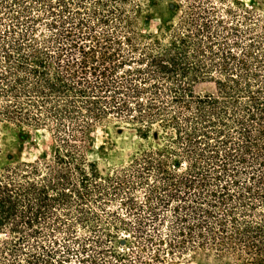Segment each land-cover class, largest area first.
I'll use <instances>...</instances> for the list:
<instances>
[{"label":"trees","instance_id":"trees-1","mask_svg":"<svg viewBox=\"0 0 264 264\" xmlns=\"http://www.w3.org/2000/svg\"><path fill=\"white\" fill-rule=\"evenodd\" d=\"M203 3L149 31L144 0H0V264H264V23ZM107 119L151 142L100 169Z\"/></svg>","mask_w":264,"mask_h":264},{"label":"rangeland","instance_id":"rangeland-1","mask_svg":"<svg viewBox=\"0 0 264 264\" xmlns=\"http://www.w3.org/2000/svg\"><path fill=\"white\" fill-rule=\"evenodd\" d=\"M147 3L144 27L149 31L166 22H176L181 11L193 0H144ZM197 1V0H196ZM203 5H212L215 18L229 22L232 17L237 20L240 29H244V16L246 10H251L252 21L259 26L264 23V0H208ZM180 7L174 11L173 5ZM172 9V10H171ZM174 12V13H173ZM195 94H210L214 92V85L209 81L197 82L193 85ZM153 129L157 130L154 125ZM30 137L24 143L21 157L22 160L31 161L47 149L51 143V133L43 127L30 128ZM151 139V138H150ZM151 140L145 141L138 137L131 125L115 119L95 125L90 133V139L86 146L85 155L89 161L96 162L100 169H108L117 165L125 164L141 148ZM114 205V204H113ZM113 209L114 206H111ZM158 264V263H157ZM170 264H249L238 259L234 255H224L220 259L212 256L208 258H177Z\"/></svg>","mask_w":264,"mask_h":264}]
</instances>
